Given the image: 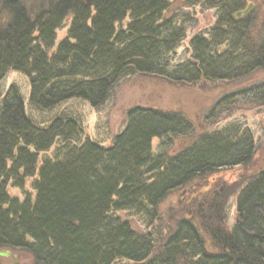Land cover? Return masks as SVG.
Instances as JSON below:
<instances>
[{"label": "trees", "instance_id": "1", "mask_svg": "<svg viewBox=\"0 0 264 264\" xmlns=\"http://www.w3.org/2000/svg\"><path fill=\"white\" fill-rule=\"evenodd\" d=\"M185 2L217 10L218 18L190 39V59L172 64L186 29L177 17H165L170 0H46L39 7L0 0V82L9 71L23 74L30 106L45 112L74 99L100 108L126 77L195 85L231 82L264 68V27L253 37L232 17L242 0ZM68 18L66 37L54 49L55 32ZM234 97L262 106L264 82L222 97L215 107ZM211 113L206 121L214 119ZM81 125L68 114L35 124L17 87L0 94V250L23 251L33 264H264V169L239 194L231 231L220 223L219 209L201 215L209 240L192 221L180 220L157 246L151 234L135 233L117 216L135 212L154 221L173 191L248 163L249 130L229 125L196 137L178 111L134 107L105 148L81 141ZM154 138L161 142L157 152ZM177 139L188 145L170 154ZM57 142L54 157L37 168L38 155ZM33 178L34 200L8 196L9 184L22 188Z\"/></svg>", "mask_w": 264, "mask_h": 264}, {"label": "rangeland", "instance_id": "2", "mask_svg": "<svg viewBox=\"0 0 264 264\" xmlns=\"http://www.w3.org/2000/svg\"><path fill=\"white\" fill-rule=\"evenodd\" d=\"M21 6L39 7L46 0H19ZM238 11L250 8L247 15L240 19L250 27L251 35L257 37L264 27V0H242ZM234 14V13H233ZM232 14V17H233ZM177 17L184 22L185 39L172 56V64L184 62L191 57L189 41L196 34L207 32L216 23L217 10L202 5H189L185 0H170V8L165 17ZM70 18L66 19L55 32V45L66 37ZM127 23L124 21L123 25ZM221 47L220 50H224ZM264 82V68L239 80L231 82H199L195 85L172 84L165 80L150 76L126 77L115 86L109 100L100 108H92L80 100H70L60 104L51 111L41 112L32 108L28 102V79L20 73L9 71L0 82V94L14 85L18 88L24 103L25 114L38 125H47L54 117L68 114L80 120L82 128L81 141L90 140L107 148L113 138L119 134L126 123L127 112L134 107L150 108L162 111H178L193 124L195 136L210 134L229 125L247 129L253 139L254 150L250 161L244 165L230 166L215 171L200 179L193 180L180 190L170 193L158 206L157 218L149 220L145 215L135 212L117 213L122 221L139 235L151 234L157 246L175 231L180 220H189L202 231L209 240L202 225L201 215L209 209H219L223 228L231 231L236 222V201L242 190L251 183L264 169V105H250L247 100L233 98L227 106L216 103L224 96ZM215 107V108H214ZM214 108V109H213ZM212 110H215L212 112ZM210 113L214 119L205 120ZM160 139H152L151 150L157 152ZM184 139L173 142L169 153L187 146ZM58 148V142L47 152L38 155V165L52 159ZM33 179L24 181L22 188H14L9 184L6 192L10 198L23 201L29 197L34 200ZM224 216V217H223ZM218 225H220L218 223ZM15 257L19 264H33L31 257L23 251L5 250ZM11 258L0 257V264H13ZM121 264L125 261L119 262Z\"/></svg>", "mask_w": 264, "mask_h": 264}, {"label": "water", "instance_id": "3", "mask_svg": "<svg viewBox=\"0 0 264 264\" xmlns=\"http://www.w3.org/2000/svg\"><path fill=\"white\" fill-rule=\"evenodd\" d=\"M250 8L247 7L245 10L243 11H237L233 14V18L235 20H239L243 17H245L247 15V13L249 12ZM0 257H3V258H11L12 260H14L13 264H19L18 262L15 261V257L9 253L8 251H1L0 250Z\"/></svg>", "mask_w": 264, "mask_h": 264}, {"label": "flooded vegetation", "instance_id": "4", "mask_svg": "<svg viewBox=\"0 0 264 264\" xmlns=\"http://www.w3.org/2000/svg\"><path fill=\"white\" fill-rule=\"evenodd\" d=\"M240 20V19H239Z\"/></svg>", "mask_w": 264, "mask_h": 264}]
</instances>
